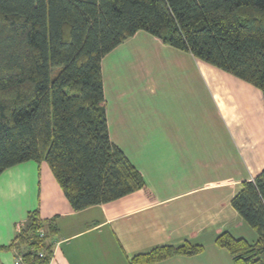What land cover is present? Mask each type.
Instances as JSON below:
<instances>
[{"label": "trees", "instance_id": "trees-1", "mask_svg": "<svg viewBox=\"0 0 264 264\" xmlns=\"http://www.w3.org/2000/svg\"><path fill=\"white\" fill-rule=\"evenodd\" d=\"M259 89L264 102V0H0V174L46 164L70 208L142 191L146 183L109 138L102 59L138 32ZM232 208L257 234L215 245L234 264H264V169ZM55 217L28 213L13 248L22 264H49ZM201 246L157 247L133 263L194 256Z\"/></svg>", "mask_w": 264, "mask_h": 264}, {"label": "crops", "instance_id": "crops-1", "mask_svg": "<svg viewBox=\"0 0 264 264\" xmlns=\"http://www.w3.org/2000/svg\"><path fill=\"white\" fill-rule=\"evenodd\" d=\"M141 36L108 54L115 70L108 85L106 56L101 71L110 141L139 171L147 194L75 212L44 163L8 168L0 174V264H22L3 247L35 210L56 219L50 264H134L157 247L187 243L202 250L152 264H234L216 238L227 232L256 242L231 199L264 169L261 91L157 38L142 50L133 43Z\"/></svg>", "mask_w": 264, "mask_h": 264}, {"label": "rangeland", "instance_id": "rangeland-1", "mask_svg": "<svg viewBox=\"0 0 264 264\" xmlns=\"http://www.w3.org/2000/svg\"><path fill=\"white\" fill-rule=\"evenodd\" d=\"M144 33V35L146 36H141V37H137L133 40V43H136L138 42L140 46L143 47L142 50L148 48L149 50H151L152 48L150 47L152 44L151 42V39L153 38L151 35L145 33V32H142ZM146 40H148L149 42H147ZM148 46V47H147ZM172 49V48H171ZM141 51V48L139 49ZM160 56H162V54H159ZM151 57L149 58H152V57H156V53H153L152 55H150ZM107 57V58H106ZM106 59H104V62H103V69H104V74L106 76V82H107V85L109 84V78H112V75L114 73V69L112 68V60L110 58V56H108V54L106 55ZM137 62L140 61V57H137ZM128 71H130L129 68H126ZM126 69L124 70V66H121V70L120 72L123 73L126 71ZM46 165V164H45ZM239 231V230H238ZM236 231V232H238Z\"/></svg>", "mask_w": 264, "mask_h": 264}, {"label": "built area", "instance_id": "built-area-1", "mask_svg": "<svg viewBox=\"0 0 264 264\" xmlns=\"http://www.w3.org/2000/svg\"><path fill=\"white\" fill-rule=\"evenodd\" d=\"M18 231H19V227H18ZM20 263H21V260H20V258H19V260H18ZM50 264V263H49Z\"/></svg>", "mask_w": 264, "mask_h": 264}]
</instances>
